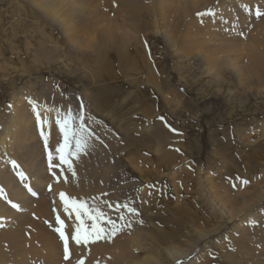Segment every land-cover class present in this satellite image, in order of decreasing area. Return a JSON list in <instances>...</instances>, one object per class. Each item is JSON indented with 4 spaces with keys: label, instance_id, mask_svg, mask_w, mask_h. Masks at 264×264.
<instances>
[{
    "label": "rangeland",
    "instance_id": "rangeland-1",
    "mask_svg": "<svg viewBox=\"0 0 264 264\" xmlns=\"http://www.w3.org/2000/svg\"><path fill=\"white\" fill-rule=\"evenodd\" d=\"M64 1L0 0V155L12 143L18 164L44 172L15 179L25 190L41 181L19 211L22 237L35 226L53 234L62 264H174L171 249L194 251L191 264H249L229 261L241 251L264 264V0ZM34 105L48 123L37 124ZM45 105L85 117L73 171L60 164L64 140ZM212 186L220 203L248 210L232 221L213 212ZM49 187L64 194L59 213ZM40 200L44 216L31 211ZM73 202L84 206L79 221ZM85 211L104 231L65 259L56 228L68 249L76 243L57 216L91 230ZM199 213L203 223L185 219Z\"/></svg>",
    "mask_w": 264,
    "mask_h": 264
},
{
    "label": "bare ground",
    "instance_id": "bare-ground-1",
    "mask_svg": "<svg viewBox=\"0 0 264 264\" xmlns=\"http://www.w3.org/2000/svg\"><path fill=\"white\" fill-rule=\"evenodd\" d=\"M62 2V4L68 5V3L64 0H58ZM64 26H61L63 28ZM66 30V29H65ZM78 38H83L84 34H75ZM104 68H108V64L104 65ZM37 122V121H36ZM45 124V123H43ZM42 126V125H41ZM7 129L4 130L5 135L3 137L8 135ZM4 138L0 137V153L1 152V145L4 143ZM10 146V147H9ZM8 150H4L3 155H0V191H3V195L7 196V199L9 203L12 205L13 203L18 205V208H14L12 206V209L10 207L5 206L4 202L0 200V264H38L37 262L40 260L46 261L47 263H54V264H62L61 262V246L57 243L56 238L53 234L50 232L46 231L44 228L38 229V227L35 226L36 233H34L36 236H33L29 239H24L22 237V234L19 231L18 227V220L23 219L24 215H21V208H26L25 205L28 206L29 201L31 200L30 197L28 196V190L22 188L16 183V180H18L19 175H18V170L20 168H24V175H25V180H29V177L31 178V174L35 172L33 177H44V172L42 171V168L39 169L38 172L34 170V165L33 164V159L29 160L28 163L21 162V165L16 162V155H15V146L12 143H9L7 145ZM31 157V156H30ZM12 161L16 162L17 167L12 166ZM37 161V159H36ZM22 166V167H21ZM38 169V168H37ZM16 171V172H10V171ZM208 178V177H207ZM16 179V180H15ZM30 182V180L28 181ZM28 184V183H27ZM41 181L39 180H34L32 183H29L28 185L32 188L33 191H35L37 188L41 187ZM33 186V187H32ZM36 188V189H35ZM51 189V198L53 199V203L56 207V211H59V208L64 206L61 200V195L59 191L54 188V187H49ZM38 190H36L37 192ZM208 192H210L209 198L210 202L212 200L218 201L219 205H211L210 208L215 212V209H217L219 213L223 217L229 218V221H232L235 219L236 216H239V214L242 213V211L248 210V205L245 203L243 204H234L236 207H234L233 203H228V206L220 203L225 196H220L218 194L217 189L213 188V186L208 189ZM207 192V193H208ZM31 193V192H30ZM1 198V197H0ZM226 202H229L228 199H224ZM235 203V202H234ZM45 202L40 200L38 201L37 204V209L33 210L31 209L32 212H34L38 216H44L45 215ZM30 211V212H31ZM57 211V212H58ZM59 213V212H58ZM198 214V213H197ZM200 215L198 216H189L186 217L185 219L188 221H194L200 224V222H204V216L199 213ZM67 215V216H66ZM68 214L65 213L64 215L60 216L62 221H65L68 224V227L65 226V230L67 235L70 237L71 227H69V221L67 219ZM223 223V218L220 221ZM33 225V224H32ZM219 231V229H215L210 231L211 233H216ZM208 232V234H211ZM208 234H204L207 235ZM204 238V237H203ZM161 243H166L167 240L165 238H160L158 240ZM80 244L79 246L76 244H70L69 243V254L70 257L72 255L76 256L77 253L80 252ZM194 251H181L177 249H171L170 250V255L173 259L172 263H177L181 262L182 264H191V261L188 262L187 259L190 257V255L193 254ZM250 252V251H249ZM247 252H239L237 254L231 253L229 256V261L233 263H237L239 261V256H240V261L242 262L247 261L249 264H258L256 262V257L259 255V253H256L252 251L255 255L254 258H252V255ZM236 255L237 258L234 256ZM38 256V257H35ZM44 262V263H46ZM253 262V263H252ZM75 259L70 263L74 264ZM68 264V263H66ZM245 264V263H244Z\"/></svg>",
    "mask_w": 264,
    "mask_h": 264
},
{
    "label": "snow or ice",
    "instance_id": "snow-or-ice-1",
    "mask_svg": "<svg viewBox=\"0 0 264 264\" xmlns=\"http://www.w3.org/2000/svg\"><path fill=\"white\" fill-rule=\"evenodd\" d=\"M255 15L259 18L262 15H264V13H262L259 9H256L255 11ZM33 111L36 114V119H37V124L40 125L42 123H48V118L45 116L43 118V120L41 119V114L39 111L36 110L35 105L33 106ZM44 111L45 112H53L56 111V119H55V124L59 130L60 135L63 137L64 143L60 144L56 149V153L58 154V159L60 161L61 165H67V169L68 171H73L72 168V164L69 162L68 160V156L69 155H78L79 151L82 148V136H80L78 134V132L76 131V126H75V120L79 119L81 121L80 125H79V132H83L84 131V120L85 117L83 116V113L81 111V114L78 117H73L71 114V109H66L65 112L63 114H61L58 110H55L47 105L44 106ZM43 135V132L41 133ZM75 138V147H76V152L75 153H66L65 152V148L67 147L68 143ZM12 166L15 168L17 167L16 162L12 161ZM51 166V165H50ZM64 169L61 168V172H63ZM21 181H24L25 175L23 172H19L18 173ZM243 183H247V181H243ZM24 187L27 188V190L29 192L32 193V195H36V193L32 190V188L28 185V184H24ZM61 200L62 202H64V194L61 193ZM12 206L14 208H18V205L13 203ZM72 209L75 211L76 213V219L79 221L80 220V209L83 208L84 206L81 204L79 207L76 206L75 202L72 203L71 205ZM69 211V205L65 202V212ZM130 212H134V209H129ZM85 215L88 216L89 219L93 220V224L91 227V230H89L87 228L86 225L83 224V222L81 221V223L77 224L75 226V230L73 232L70 233V239L72 241H75L76 244H80L81 241L83 240L85 243L88 242V240L95 236V238L99 239L101 236V233L104 231L103 228H98L97 224H96V218L89 215L87 211H85ZM102 215V214H99ZM57 224H60L61 227H63V222L61 221L60 217L57 216V220H56ZM112 223V233L115 234L118 229L115 225L114 222H110ZM56 231L59 233L60 239L62 241H64L65 246H64V253H65V259H68V241L65 239V232L61 230L60 227L56 228ZM80 264H83V261L80 262ZM179 264V262H178Z\"/></svg>",
    "mask_w": 264,
    "mask_h": 264
}]
</instances>
